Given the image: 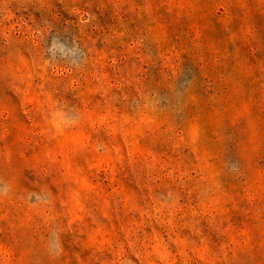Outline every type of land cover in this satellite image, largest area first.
Masks as SVG:
<instances>
[{"label":"rangeland","instance_id":"1","mask_svg":"<svg viewBox=\"0 0 264 264\" xmlns=\"http://www.w3.org/2000/svg\"><path fill=\"white\" fill-rule=\"evenodd\" d=\"M0 264H264V0H0Z\"/></svg>","mask_w":264,"mask_h":264}]
</instances>
